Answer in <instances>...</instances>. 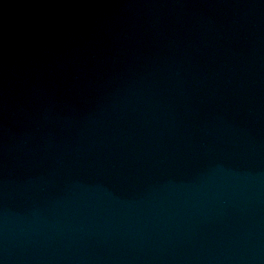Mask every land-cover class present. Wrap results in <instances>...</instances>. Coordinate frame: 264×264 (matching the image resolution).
<instances>
[{"label": "water", "instance_id": "obj_1", "mask_svg": "<svg viewBox=\"0 0 264 264\" xmlns=\"http://www.w3.org/2000/svg\"><path fill=\"white\" fill-rule=\"evenodd\" d=\"M0 264H264V0H0Z\"/></svg>", "mask_w": 264, "mask_h": 264}]
</instances>
